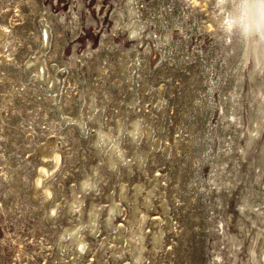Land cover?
<instances>
[{
  "label": "rangeland",
  "instance_id": "1",
  "mask_svg": "<svg viewBox=\"0 0 264 264\" xmlns=\"http://www.w3.org/2000/svg\"><path fill=\"white\" fill-rule=\"evenodd\" d=\"M247 4L0 0V264H264Z\"/></svg>",
  "mask_w": 264,
  "mask_h": 264
},
{
  "label": "bare ground",
  "instance_id": "2",
  "mask_svg": "<svg viewBox=\"0 0 264 264\" xmlns=\"http://www.w3.org/2000/svg\"><path fill=\"white\" fill-rule=\"evenodd\" d=\"M260 3H261V0H248L247 8L245 10L247 18H246V22H244V23H245V30H246V35H247L246 37H247L248 44H249L248 50L246 51L245 56H247L246 59L248 58L253 63V73H255V74L257 73V75L261 74L262 79H264V8H262L260 6ZM40 78H41V76H40ZM263 96H264V93H263ZM254 131H255V129H254ZM249 132L252 133L251 130ZM255 134H256V132H255ZM254 138H255V135H254ZM252 139H253V137L250 138V141ZM59 163H60V156L57 155L53 161V168L58 167ZM47 172H48V170L44 169V173L42 174V176L44 178L47 177V175H48ZM36 185L38 187L42 185V178H40V176H38V181H37ZM46 192H48L46 195H47V197H49L50 191L46 190ZM112 211H113V209H111L110 212H112ZM92 216L95 217V213L93 214V212H92ZM107 221L110 225H112L110 218H107ZM92 224H94V222H92ZM67 234H69V237L71 240L77 241V247H79V249L81 250L82 246L84 244V241L80 238H76V230L67 231ZM157 242H158V240L155 239V243H157ZM132 255H134V254H132ZM134 257H138V258H134ZM134 257L133 258L135 259V263H138L140 256H134ZM257 259H258L257 256L252 257L254 264H257V262H258Z\"/></svg>",
  "mask_w": 264,
  "mask_h": 264
},
{
  "label": "snow or ice",
  "instance_id": "3",
  "mask_svg": "<svg viewBox=\"0 0 264 264\" xmlns=\"http://www.w3.org/2000/svg\"><path fill=\"white\" fill-rule=\"evenodd\" d=\"M260 6L264 8V0H261Z\"/></svg>",
  "mask_w": 264,
  "mask_h": 264
}]
</instances>
